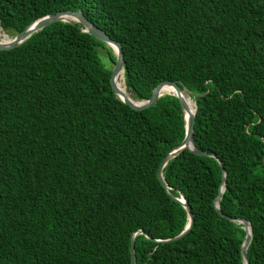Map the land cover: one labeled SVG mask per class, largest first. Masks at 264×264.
<instances>
[{
	"label": "trees",
	"instance_id": "trees-1",
	"mask_svg": "<svg viewBox=\"0 0 264 264\" xmlns=\"http://www.w3.org/2000/svg\"><path fill=\"white\" fill-rule=\"evenodd\" d=\"M78 11L120 44L123 83L148 100L160 82L194 95L188 149L178 99L133 110L113 93L115 56L57 21L0 50V264H264V0H0L9 37ZM141 232L142 234H139Z\"/></svg>",
	"mask_w": 264,
	"mask_h": 264
},
{
	"label": "water",
	"instance_id": "water-1",
	"mask_svg": "<svg viewBox=\"0 0 264 264\" xmlns=\"http://www.w3.org/2000/svg\"><path fill=\"white\" fill-rule=\"evenodd\" d=\"M57 21L80 24V26L82 28L81 29L82 32L90 34L91 36H93L97 40L104 43L107 47H109L110 44L115 47V51H113L110 48L112 50L113 55L115 56V61H114V65L111 69L109 82H110L111 89H112L113 93L115 94V96L122 103L127 105L129 108H131L133 110H143L145 108L151 107L157 101L158 98H160L164 95H173L178 99L179 104H180L181 109H182V112H183V118H184V130H185L184 139L182 140V142L178 146L173 148L161 160V162L159 163L158 168H157L156 176H157V179L160 182V184L163 186V188L169 194L170 198H172L173 200H175L179 204H181L182 207L186 211L187 222H186L183 230L177 236H175L171 239H168L166 241L168 242V241H175V240L181 239L190 231V229L193 225V215L191 213V210H190V207H189L187 201L185 200V198L181 192H178V197H174L173 195H171L168 192L169 187L165 184V182L163 180L162 170L166 166V164L169 160H171L172 158L177 156L180 152H182L185 149H188L192 153L200 155V156H209V157H213L216 159L215 155H210V154H207L203 151H199L194 146L192 134H193V123H194L195 112H194V114H190V110H189V106H188V102H187V99H190L193 101L194 95L192 93L184 90V89H180L174 82L163 81V82H160L158 85L155 86V88H154V90H153V92H152V94L148 100L129 101V99H127V97H124L123 99H121L118 96L119 90L115 84V80H116L119 72H122V76H123L124 59H123L122 48H121L119 43L111 40L110 37L104 31H102L101 29H99L98 27L93 25L90 21H88L84 17V15L81 12H78V11L66 10V11L57 12V13L49 15V16L42 17V18L32 22L31 24H29L24 30H22L20 33L16 34L14 37H11L10 41L5 42V43H0V50H10V49L17 47L18 45L23 43L25 40H27L32 34L40 31L44 27H46V26H48L54 22H57ZM193 103H194V107L196 110V104L194 101H193ZM218 163L220 165V169L222 172V180H221L219 195L214 200V206H215L217 213L220 216H223L220 212V209H219V202L221 199V195L225 189V172H224V169L222 167L221 162L218 161ZM229 220L233 221V222H237V223L242 225V228L245 232V236H244L243 243H242V250H241L242 260H243V264H249L247 256H246V249H247V247L250 243V240H251V226H250L249 222L242 220V219H229ZM137 234L138 233H135V235H133L132 238L130 239V248H129L130 264H134V237ZM139 234H142V233L139 232Z\"/></svg>",
	"mask_w": 264,
	"mask_h": 264
},
{
	"label": "bare ground",
	"instance_id": "bare-ground-1",
	"mask_svg": "<svg viewBox=\"0 0 264 264\" xmlns=\"http://www.w3.org/2000/svg\"><path fill=\"white\" fill-rule=\"evenodd\" d=\"M11 38H9L8 35H6L1 29H0V43H5L10 41ZM109 48H111L113 51H115V47L113 45H109ZM115 84L119 90L118 96L123 99L124 97H127V99H129V101H133V99L131 98V96L126 92L125 89V85L123 83V76H122V72H119V74L117 75V78L115 80ZM188 102V106H189V110H190V114H194L195 112V107H194V103L192 100L187 99Z\"/></svg>",
	"mask_w": 264,
	"mask_h": 264
},
{
	"label": "rangeland",
	"instance_id": "rangeland-1",
	"mask_svg": "<svg viewBox=\"0 0 264 264\" xmlns=\"http://www.w3.org/2000/svg\"><path fill=\"white\" fill-rule=\"evenodd\" d=\"M9 38H11V37H9ZM97 52H98V56H99L101 62L103 64H105L107 67L112 68V65L108 64V61H107L106 55L104 53V50L102 48H97Z\"/></svg>",
	"mask_w": 264,
	"mask_h": 264
}]
</instances>
